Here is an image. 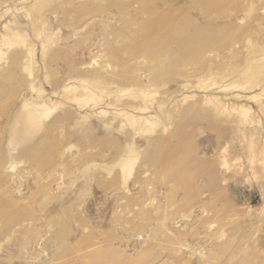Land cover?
I'll list each match as a JSON object with an SVG mask.
<instances>
[{
  "label": "rangeland",
  "instance_id": "obj_1",
  "mask_svg": "<svg viewBox=\"0 0 264 264\" xmlns=\"http://www.w3.org/2000/svg\"><path fill=\"white\" fill-rule=\"evenodd\" d=\"M0 264H264V0H0Z\"/></svg>",
  "mask_w": 264,
  "mask_h": 264
}]
</instances>
